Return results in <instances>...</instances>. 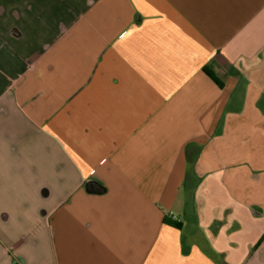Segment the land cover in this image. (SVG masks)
I'll return each mask as SVG.
<instances>
[{"label":"crops","instance_id":"0c3cea01","mask_svg":"<svg viewBox=\"0 0 264 264\" xmlns=\"http://www.w3.org/2000/svg\"><path fill=\"white\" fill-rule=\"evenodd\" d=\"M13 261L264 264V0H0Z\"/></svg>","mask_w":264,"mask_h":264},{"label":"trees","instance_id":"16d2710c","mask_svg":"<svg viewBox=\"0 0 264 264\" xmlns=\"http://www.w3.org/2000/svg\"><path fill=\"white\" fill-rule=\"evenodd\" d=\"M204 72L214 81H216L215 77L207 70V69H204ZM164 222L169 225V226H172L173 228H176V229H180L181 225L179 222L177 221H173L171 219H165ZM13 264H18L16 261H13Z\"/></svg>","mask_w":264,"mask_h":264},{"label":"water","instance_id":"95a60500","mask_svg":"<svg viewBox=\"0 0 264 264\" xmlns=\"http://www.w3.org/2000/svg\"><path fill=\"white\" fill-rule=\"evenodd\" d=\"M86 188L90 192H93V191L94 192H99L100 191L99 187L97 185H95L94 183L88 184Z\"/></svg>","mask_w":264,"mask_h":264}]
</instances>
